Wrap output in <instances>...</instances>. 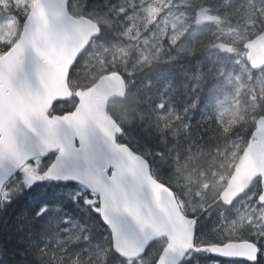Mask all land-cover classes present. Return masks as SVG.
I'll return each mask as SVG.
<instances>
[{
	"label": "water",
	"instance_id": "obj_1",
	"mask_svg": "<svg viewBox=\"0 0 264 264\" xmlns=\"http://www.w3.org/2000/svg\"><path fill=\"white\" fill-rule=\"evenodd\" d=\"M68 2L37 0L28 13L20 39L0 57V191L4 182L30 158L50 151L45 148L46 141L42 136L48 137L47 142L53 148H60L65 137L76 140L79 145L78 129H86L92 145L88 164L85 166L81 161L78 171L67 174L68 180L63 176L51 180L87 185L104 201L100 208L103 213L107 204L105 188L112 189L113 179H117L123 193L135 197L136 205L129 210L128 217L121 218L120 229L115 232L107 222L106 214L102 219L112 233L113 247L127 259L139 255L145 241L131 219L137 215L146 220L148 231L168 237L177 251L170 249L161 264H173L178 260V250L186 251L192 246L193 221L185 217L172 193L152 177L148 161L116 138L119 127L106 108L112 99L125 95L126 84L122 76L115 72L101 76L92 87L77 92L79 102L73 112L52 119L48 116L57 101L71 97L68 86L70 66L79 57L77 54L81 49L101 33L95 20L71 14ZM221 21L220 15L212 13L209 6H203L196 11L194 25L202 27ZM213 48L231 51V46L223 42L215 43ZM244 48L251 68L254 71L264 68V31L246 41ZM48 61L51 62L50 71ZM5 148L15 152V157L4 159ZM257 177L261 178L264 191V115L258 118L223 189V201L232 202L242 196ZM258 201L261 204L259 198ZM140 206L147 211V216L140 211ZM151 207L169 218L170 233L167 227L154 221ZM262 221L264 223V212ZM154 239L146 243L145 250ZM202 248L225 260L252 263L259 256L257 245L250 241H228Z\"/></svg>",
	"mask_w": 264,
	"mask_h": 264
},
{
	"label": "trees",
	"instance_id": "obj_2",
	"mask_svg": "<svg viewBox=\"0 0 264 264\" xmlns=\"http://www.w3.org/2000/svg\"><path fill=\"white\" fill-rule=\"evenodd\" d=\"M126 1L69 0V11L75 16H86L97 21L101 26V33L89 44L90 55L85 57L87 49L82 52L73 66L71 76L68 74L71 97L57 101L50 109L49 117L73 112L78 105L77 92L93 86L102 76L103 69L109 64H114L109 53L99 52V45L111 44L115 40L124 43L125 13H121L120 8L126 5ZM26 15H20L18 33L23 29ZM192 29L198 31L194 26ZM17 37L13 40L15 43ZM0 51V56L7 52L3 43ZM93 57L102 59L103 62H92ZM164 70L166 72H162ZM150 72L141 71L133 75L127 72L126 95L115 97L107 106L108 114L113 117L112 113H115L119 117V121L115 119L120 127L118 141L135 153L143 155L149 162L153 176L161 181H166L173 169L178 173L189 172L192 177L189 183H194L198 176H212L209 159L217 151L219 142L229 141V138L222 140V136L226 134H222L214 119L199 115L203 106L201 103L193 109L194 114L190 116L192 124L187 125V130L177 124L179 128L177 133H174L170 130H158L153 122L151 125V114L157 109L154 99L167 76V70L158 68ZM129 84L132 85L131 90ZM255 115L257 118L264 115L261 107L256 108ZM132 119L135 122L130 127H124L121 132L122 124ZM255 125L256 120L250 122L249 129H246V145ZM237 126L231 129L243 131L242 127ZM234 133L233 130L232 134ZM43 156L38 155L35 159H41ZM52 158L51 155L43 158L45 167ZM254 184L259 186L260 191V180H256ZM77 193L83 195L76 198ZM86 198L89 199L87 203ZM97 199V194L92 192L91 196L88 189L71 181L34 180L29 187L27 180L22 178L21 170L16 172L4 183L1 191L0 264H125L124 258L118 253L110 252L113 248L111 231L101 216L88 205L95 207ZM220 206L222 205L214 206L209 210L210 215H202L199 218L196 244L200 247L204 244L206 246L223 242V238L212 233V224L218 217ZM226 209L230 212V208ZM204 232L206 234L202 237L201 233ZM167 243L166 235L154 239L143 253V264H156ZM191 256L190 259L198 257L202 263L226 262L204 251ZM185 260L182 264H194V261Z\"/></svg>",
	"mask_w": 264,
	"mask_h": 264
},
{
	"label": "rangeland",
	"instance_id": "obj_3",
	"mask_svg": "<svg viewBox=\"0 0 264 264\" xmlns=\"http://www.w3.org/2000/svg\"><path fill=\"white\" fill-rule=\"evenodd\" d=\"M36 1L0 0V41L9 44L19 36L20 15L24 16ZM203 5H209L223 20L196 32L192 29L195 12ZM120 12L125 13L124 43L112 41L111 44H101L99 52L109 53L114 64L120 59L130 75L143 70H167L155 99L157 109L154 116L151 114L150 124L153 122L158 130L174 133H177L178 125L187 130V125L192 124L190 116L194 114L193 109L201 103L199 115L214 119L222 134H226L222 140L229 138V141L219 142L217 151L209 159L213 173L220 166L221 153L231 152L230 166L235 167L241 147H246L244 138L248 125L257 119L256 108L264 104V91L261 89L264 71L251 69L244 48L246 41L264 31V0H127ZM218 41L231 45V51L214 49L213 44ZM91 60L103 62L96 57ZM244 121L247 124L242 127L243 131L235 128L232 134L231 128ZM29 163L21 168L22 178L34 180L39 173L30 169L33 174L29 175L25 171ZM31 164L40 167V159L36 158ZM179 174L185 182L192 179L189 172ZM258 189L259 186L254 184L230 207V212L224 205L220 206L218 217L212 224V233L223 238L222 243L255 241L264 249V239H261L264 237V206L258 202ZM205 234L201 233V236ZM260 257L264 261V251L260 252ZM190 258L192 256L185 261L221 264L220 261L202 263L198 257ZM224 264L245 263L226 261Z\"/></svg>",
	"mask_w": 264,
	"mask_h": 264
},
{
	"label": "snow or ice",
	"instance_id": "obj_4",
	"mask_svg": "<svg viewBox=\"0 0 264 264\" xmlns=\"http://www.w3.org/2000/svg\"><path fill=\"white\" fill-rule=\"evenodd\" d=\"M19 19V17L17 18ZM98 34V33H97ZM19 38V37H17ZM15 43V41H13ZM5 51H8L12 48V44H6ZM47 60V57L45 56ZM49 64V71L51 70V62L48 61ZM261 70H264L262 68ZM262 91H264V84L261 85ZM123 132V129H121ZM42 139L46 141L45 148L50 149L47 151L43 157L40 159V167H35L33 164L29 163L28 168H25V171L29 172V175H32V171L30 169H34L35 172H38V175H35L34 180H45V179H56L59 180L61 176L64 177V180H68V173L76 172L81 167V161H84L85 166L88 164V157L90 152L92 151V145L87 138V131L86 129H78V139L79 145H77L76 140L71 139L69 137H65L64 143L62 146L57 149L53 148L52 144L47 142L48 137L46 135L42 136ZM3 158L4 159H12L15 157V152H10L7 148L3 150ZM52 156L53 158L44 166L43 158L46 156ZM34 180H27L28 186L30 187ZM113 188L108 189L105 188L104 191V199L107 201L105 212H100V208L104 201L100 199L96 200L95 207L92 204H88L96 213H98L102 219H104L105 214L108 216V221L112 225V230L115 232L120 229V220L123 217L129 216V210L134 209L136 205L135 197L132 195H125L119 185L117 179H113ZM85 188L88 189L87 185ZM91 196L92 192L90 191ZM83 193H77L76 198L82 196ZM258 198L260 199L261 205L264 206V191L258 193ZM89 199H85V203H87ZM140 211L145 213L147 216V211L140 206ZM151 212L154 217V221L159 224H163L165 227L168 228L169 233L171 232V222L167 216H165L162 212H160L155 207H151ZM133 223L136 224L139 233L144 238V244L142 246V250L138 256L133 257L131 261H129L126 257L123 256L122 253L119 252L118 249L114 247L110 250V252L118 253L120 257L124 258L126 264H143V253L145 250L146 243L153 239V238H160V235L154 232H150L146 228V220L140 219L139 216L133 215L131 217ZM261 239H264L262 237ZM255 243V241H253ZM258 252L264 251L260 245H257ZM172 249L173 251H177L174 249V246L171 242L167 243L166 246L163 248V252L160 255L159 259L156 261V264H161L162 258H166L167 255L170 254L169 250ZM205 249L201 248L199 245L196 244V232L192 228V246L185 250H178V260L174 261L173 264H180V261H183L185 257H190L191 255L204 251ZM252 264H264V261L259 259L252 261Z\"/></svg>",
	"mask_w": 264,
	"mask_h": 264
},
{
	"label": "clouds",
	"instance_id": "obj_5",
	"mask_svg": "<svg viewBox=\"0 0 264 264\" xmlns=\"http://www.w3.org/2000/svg\"><path fill=\"white\" fill-rule=\"evenodd\" d=\"M0 43H3L4 46L8 44L6 41H0ZM88 46L89 44L85 45L84 48L77 54V57L80 56L86 49L87 53L85 57L90 55L91 48ZM76 59L70 66V76ZM79 70H77V72ZM112 72L121 75L127 82L128 77L126 68L119 60H117L115 64H109V66L105 67L101 74L108 75ZM131 88L132 85L129 84V89L131 90ZM261 111L264 112V104H261ZM112 115L114 119L119 121V117L115 113H112ZM134 122V119L125 121L121 127L122 129L124 127H130ZM245 124H247V121L242 122L241 125H238L237 127H243ZM233 130L235 131V128ZM244 146H246V143ZM232 151H235V148H233ZM240 151L242 153L243 147H241ZM221 157L220 166L212 174V176H208L207 174L203 175V177L198 176L194 183L185 182L184 178L176 171V169H173L171 173H169V177L166 181H161L157 178L158 182L164 184L165 188L172 193V196L180 205V210L185 217L193 221L192 228L195 232L198 228L199 218L202 215H210L209 210L213 209L216 205L223 204L226 205V208H230L233 206V202L238 198H234L232 202H224L222 199L223 188L226 187L227 179L230 178L231 174L234 172V167L230 166L233 159L231 152L221 153ZM221 178L224 179L222 180ZM257 179L260 178L257 177ZM221 215H223V211L221 212ZM246 226L247 225H245V227Z\"/></svg>",
	"mask_w": 264,
	"mask_h": 264
},
{
	"label": "bare ground",
	"instance_id": "obj_6",
	"mask_svg": "<svg viewBox=\"0 0 264 264\" xmlns=\"http://www.w3.org/2000/svg\"><path fill=\"white\" fill-rule=\"evenodd\" d=\"M125 1V0H124ZM207 1V0H206ZM209 2V1H208ZM124 4V3H123ZM213 5V4H212ZM226 5V4H225ZM215 8V7H214ZM214 10V9H213ZM212 10V11H213ZM218 10V9H217ZM220 10V9H219ZM219 10L217 11V12H219ZM215 11V10H214ZM216 13V12H215ZM223 14V13H222ZM223 17H224V15H223ZM236 17V16H235ZM237 18V17H236ZM111 23V22H110ZM109 23V24H110ZM112 25V24H111ZM110 26V25H109ZM115 40V39H114ZM116 41V40H115ZM118 41V40H117ZM118 42H120V41H118ZM131 52V51H130ZM130 57V56H129ZM131 58V57H130ZM130 58L128 59V60H130ZM153 62H155V61H153ZM154 64V63H153ZM141 65V64H140ZM152 65V64H151ZM108 66V65H107ZM153 67V66H152ZM147 68H149V67H147ZM151 68V67H150ZM142 69H143V67H142ZM230 69V68H229ZM147 70V69H146ZM152 70V69H151ZM150 70V71H151ZM143 71H145V70H143ZM149 72V71H148ZM146 73V72H145ZM151 73V72H150ZM147 74V73H146ZM148 75V74H147ZM150 76H152V75H150ZM147 77V76H146ZM153 77V76H152ZM148 78H150V77H148ZM151 79V78H150ZM155 78H153V80H154ZM150 81V80H149ZM156 81V80H155ZM154 82V81H153ZM146 84V83H145ZM151 84V83H150ZM160 84V83H159ZM148 87V86H147ZM151 87V86H150ZM155 89V88H154ZM151 90V89H150ZM157 90V89H156ZM161 90V89H160ZM153 92V91H152ZM149 93H150V91H149ZM154 93V92H153ZM161 93V92H160ZM155 94V93H154ZM150 96V95H149ZM148 96V97H149ZM153 96V95H152ZM156 96H157V94H156ZM155 96V97H156ZM151 97V96H150ZM157 98V97H156ZM148 99H150V98H148ZM152 99V98H151ZM154 99V98H153ZM155 100V99H154ZM148 101V100H147ZM153 101V100H152ZM154 102V101H153ZM155 102H157V101H155ZM154 105V104H153Z\"/></svg>",
	"mask_w": 264,
	"mask_h": 264
}]
</instances>
